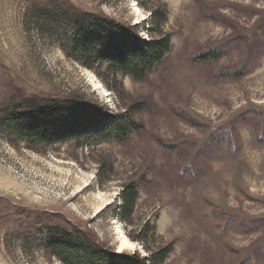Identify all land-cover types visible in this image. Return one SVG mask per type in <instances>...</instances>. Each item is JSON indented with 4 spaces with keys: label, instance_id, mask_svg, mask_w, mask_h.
I'll list each match as a JSON object with an SVG mask.
<instances>
[{
    "label": "rangeland",
    "instance_id": "rangeland-1",
    "mask_svg": "<svg viewBox=\"0 0 264 264\" xmlns=\"http://www.w3.org/2000/svg\"><path fill=\"white\" fill-rule=\"evenodd\" d=\"M57 4L137 24L143 40L164 33L171 50L143 81L89 69L36 19ZM154 7L165 15L156 33ZM212 49L224 55L195 60ZM73 94L113 114L141 104L142 127L123 142L47 147L0 131V264H63L34 237L51 225L115 252L120 226L135 245L119 252L169 245L159 264H264V0H0V115Z\"/></svg>",
    "mask_w": 264,
    "mask_h": 264
},
{
    "label": "trees",
    "instance_id": "trees-1",
    "mask_svg": "<svg viewBox=\"0 0 264 264\" xmlns=\"http://www.w3.org/2000/svg\"><path fill=\"white\" fill-rule=\"evenodd\" d=\"M35 12L36 19L68 57L89 69L99 70L105 65L106 71L113 76L120 74L133 81H143L171 50L168 35L159 33L143 40L137 24L120 23L60 4L38 8ZM151 14L154 24L151 30L156 33L165 15L159 13L157 7ZM223 55V50L212 49L195 60L212 62ZM142 109L141 104H134L122 113L113 114L99 102L79 94L62 99L29 97L13 101L4 109L0 115V131L31 146L123 142L132 133L140 131L142 126L134 121L132 113ZM255 133L262 138L257 130ZM121 195L124 202L122 216L128 219L138 197L136 184H126ZM34 237L47 254L63 264H159L170 252L169 245H165L153 250L149 256H140L136 252L118 253L103 246L87 231L60 225L38 227Z\"/></svg>",
    "mask_w": 264,
    "mask_h": 264
},
{
    "label": "bare ground",
    "instance_id": "bare-ground-1",
    "mask_svg": "<svg viewBox=\"0 0 264 264\" xmlns=\"http://www.w3.org/2000/svg\"><path fill=\"white\" fill-rule=\"evenodd\" d=\"M134 11H135V14L137 15V19L142 16L141 11H140L139 7L136 4L134 5ZM103 91H105V90L103 89ZM99 198H102V195L101 194L99 195ZM117 234H118V237H119V248H118L119 251H121L122 249H126V248L131 249V248L134 247L135 242L132 241V240H130L123 233V230L121 229L120 226L117 227Z\"/></svg>",
    "mask_w": 264,
    "mask_h": 264
},
{
    "label": "snow or ice",
    "instance_id": "snow-or-ice-1",
    "mask_svg": "<svg viewBox=\"0 0 264 264\" xmlns=\"http://www.w3.org/2000/svg\"><path fill=\"white\" fill-rule=\"evenodd\" d=\"M119 251V250H118Z\"/></svg>",
    "mask_w": 264,
    "mask_h": 264
}]
</instances>
